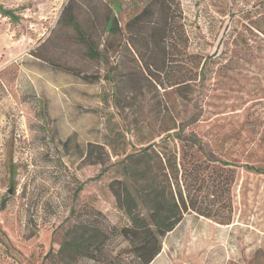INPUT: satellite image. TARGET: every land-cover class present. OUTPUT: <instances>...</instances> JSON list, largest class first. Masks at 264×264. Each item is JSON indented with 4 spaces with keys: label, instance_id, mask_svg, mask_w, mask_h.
<instances>
[{
    "label": "rangeland",
    "instance_id": "obj_1",
    "mask_svg": "<svg viewBox=\"0 0 264 264\" xmlns=\"http://www.w3.org/2000/svg\"><path fill=\"white\" fill-rule=\"evenodd\" d=\"M69 1L0 0V264H109L71 257L62 246L87 211L130 224L110 187L119 159L88 162V142H103L107 123L125 125L136 140V122L166 108L214 150L216 164L235 165L230 222L187 213L163 248L182 263L264 264V36L256 29L264 28V0H181L190 50L208 62L192 100L171 89L163 92L167 105H107L104 83H82L52 65L108 68L87 58L73 28L59 22ZM71 1L97 38L107 16L124 26L149 0ZM127 246L114 238L105 249L115 255Z\"/></svg>",
    "mask_w": 264,
    "mask_h": 264
},
{
    "label": "trees",
    "instance_id": "obj_2",
    "mask_svg": "<svg viewBox=\"0 0 264 264\" xmlns=\"http://www.w3.org/2000/svg\"><path fill=\"white\" fill-rule=\"evenodd\" d=\"M59 22L73 28L74 41L87 58L108 63V68L103 74L87 73L72 65L52 64L41 54L37 57L82 83H104L107 105H167L163 92L171 89L191 101L205 74L208 60L190 50L181 0H149L124 26L115 15L107 16L97 38L81 24L71 0ZM256 29L264 36L263 26ZM157 115L148 122H136V140L128 139L125 125L107 123L104 141L88 142V162L104 165L109 153L119 159L115 164L120 166V177L110 187L130 224H111L103 212L87 211L93 214L76 223L62 245L71 257L109 264H150L161 252L165 235L187 213L230 222L235 164H216L214 150L194 131L186 133L187 127L177 123L169 108L160 109ZM256 147L257 142L250 150ZM114 238H122L128 246L112 255L105 248Z\"/></svg>",
    "mask_w": 264,
    "mask_h": 264
},
{
    "label": "crops",
    "instance_id": "obj_3",
    "mask_svg": "<svg viewBox=\"0 0 264 264\" xmlns=\"http://www.w3.org/2000/svg\"><path fill=\"white\" fill-rule=\"evenodd\" d=\"M174 250L173 247H171ZM169 247L163 248L161 252L154 258V260L150 264H194L191 261H183L177 262L175 258H173V252Z\"/></svg>",
    "mask_w": 264,
    "mask_h": 264
}]
</instances>
